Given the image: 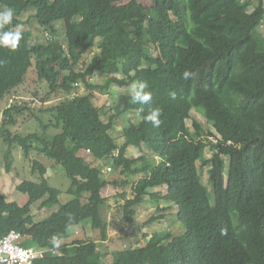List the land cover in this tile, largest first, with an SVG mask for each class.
Returning <instances> with one entry per match:
<instances>
[{
  "label": "trees",
  "instance_id": "16d2710c",
  "mask_svg": "<svg viewBox=\"0 0 264 264\" xmlns=\"http://www.w3.org/2000/svg\"><path fill=\"white\" fill-rule=\"evenodd\" d=\"M117 1L122 0H0V12L13 11L11 22L0 26V35L16 32L21 15L31 8L47 34L46 42H34L32 31L18 30L21 39L15 49L0 44V98L24 82L13 61L21 62L25 71L36 61L39 77L52 92L64 94L48 109L52 117L42 122L44 133L24 135L11 129L27 106L14 100L3 110L0 138L8 146L7 170L13 148L22 147L48 195L47 206L59 205V211L36 220L32 209L22 210L19 202L0 192V237L16 230L24 247L56 251L34 264H264V39L255 37L264 23V0L253 9L249 0H152L149 7L131 0L127 18L118 13ZM58 20L66 24L65 44L53 36ZM148 22L154 26L152 34ZM97 44L99 51L91 60H82ZM121 72L131 78L113 76L109 84H146L151 100L132 103V93L122 92L106 121L95 99L99 86L91 78ZM80 83L87 93L78 91ZM153 109L161 112L158 127L145 120ZM193 110L204 115L210 128L197 120L188 124ZM130 112L140 118L124 128L125 140L119 145L111 130ZM71 114L82 117L87 128H73ZM51 128L66 132L65 143L72 141L67 149L50 146L46 134ZM144 145L158 159L128 156L130 146L141 150ZM82 150L96 160L112 159L117 176L105 179L102 170L79 154ZM35 151L64 167L71 180L66 194L87 198L84 205L71 211L63 204V190L50 183L48 167L33 157ZM200 165L210 167L214 203ZM109 184L124 189L120 196L127 225L134 223L136 207L144 200L166 199L178 208L185 232H157L158 245L117 249L107 262L108 254L96 240L77 238L72 228L90 224L107 239L101 207ZM159 187L167 191H153ZM19 189L27 192V182Z\"/></svg>",
  "mask_w": 264,
  "mask_h": 264
},
{
  "label": "rangeland",
  "instance_id": "374dc122",
  "mask_svg": "<svg viewBox=\"0 0 264 264\" xmlns=\"http://www.w3.org/2000/svg\"><path fill=\"white\" fill-rule=\"evenodd\" d=\"M251 2V9H253L258 3L259 0H249ZM141 4L146 7L153 5L152 0H140ZM115 7L118 13L122 18H127L131 15L133 7L131 4V0H122L117 1L115 3ZM36 9L31 8L27 11L23 12L21 15V20L23 21L16 31H32L33 41L34 42H46L47 34L43 32L42 28L33 17ZM33 17V18H32ZM37 22V23H36ZM38 24V25H37ZM37 26L39 29H37ZM55 27L57 29V34L53 35L60 43L65 44L66 37V24L64 20H58L55 22ZM153 25L151 22L147 23V28L149 33H153ZM52 36V33L49 32ZM255 37L257 39H264L263 30L257 29L255 32ZM99 51V45H94L89 48L87 52L84 54L82 60L90 61L91 58ZM81 60V61H82ZM139 65L142 68H147V65L142 63V61L138 60ZM13 69L14 71L21 77H24V82L18 86L16 89L12 90L9 95L5 98H0V105L9 107L13 101L15 100L18 104H23L27 106V110L24 112L22 116L19 118V124L16 126H10L13 132H20L21 134H29L30 132H42L43 126L42 122L47 123L52 114L48 110L51 106L58 104L64 98V94L61 91L52 92L50 89V85L46 80H42L39 77L38 70L36 68V61L32 67L25 71L23 68V64L19 61H13ZM83 65H80L79 68H83ZM198 74L193 75L195 80H198ZM113 76L117 77H130L129 74L126 75L121 73H117L116 75H105L103 73H95L91 81L92 83L99 86V89L96 91L98 96L96 102L99 106L103 108V118L107 121L111 115L115 113V107L118 103L119 97L122 92L129 94L131 93L130 87H119L115 84H109L110 78ZM264 79V73H263ZM138 85V82H134ZM109 85V86H108ZM78 91L80 93H87V88L83 83H80L78 86ZM101 87V88H100ZM6 104V105H5ZM0 108V125L3 119V111ZM4 110V109H3ZM72 127L77 128L80 132L82 129L87 128V125L83 122V118H79L76 114H71L70 116ZM138 114L135 112H130L128 114H123L120 116L114 125V128L111 130L112 135L115 137L118 143H122L125 139L124 136V128L128 126L131 122L139 121ZM197 120L202 123L203 127L208 129L210 125L207 123L204 115L198 110L192 111V117L188 120V124L191 126L193 121ZM49 131H47L48 133ZM65 131L61 129L51 128L50 133L46 134V136L50 140V146L54 149L63 151L71 145V142L65 143L66 140L63 138L65 136ZM62 134V135H61ZM59 139L52 136H59ZM71 138L72 135L68 134ZM69 138V139H70ZM68 139V140H69ZM3 138H0V191L10 192V196H13L21 205V209H25L29 207L32 209V212L36 216V220H42L45 217L51 216L54 213L59 211V205H55L53 207L47 206L46 197H43L42 192L38 193L36 190V178L37 174H35L32 170V161L29 160L22 149V147H14L13 151L10 155L11 170H7V159L6 156L8 147L5 143L4 145ZM36 143V141H35ZM208 151V156L211 154ZM33 157H36L38 160L42 161L47 167H50L49 170L52 173V176H49L47 173L46 177L49 179L50 183L57 188L63 190V194L61 195V200L63 204H67L69 210H74L76 208L81 207L87 201V198H74L68 194H66L65 190L71 184L70 178L67 176L66 171L63 166L58 165L55 161L51 160L44 154H36V151L33 153ZM140 154H145L147 156H151L154 159H158L155 157L156 154L148 149L147 146H143L141 150L134 146H130V150L128 152L129 157H136ZM90 159L89 162L97 166L100 170L102 168H107L108 166H112V159L104 158V159H95L92 154L88 155ZM200 173L203 178V182L208 186L210 195L212 197V202L214 203L213 196V185L210 183L209 176V166L200 165ZM6 171V172H5ZM118 170L113 168L112 171H108V169H104L102 172V176L106 179H114L118 174ZM133 179H138V177H134ZM33 180V181H32ZM24 182H27V192H22L19 189V186ZM167 191V187H159L154 188L153 191ZM124 191L121 187H115L114 185L109 184L106 188L103 189V196L107 199V202L101 207L102 217L108 226V237L103 240L101 232L99 229H92L90 224L85 226H75L72 228V232L75 235V231L79 228H82L81 234L77 235V238H82L89 236L92 237L99 243V246L103 252L108 254L106 260L107 262L112 261V252L117 249L129 248V247H142V246H156L160 243L159 239L156 238L155 233L162 231H169V234L172 236H178L185 232V228L183 227L181 221L178 218V208L171 201H166V199L161 200H153L151 198H147L144 202L136 207L137 213L135 216L134 223L130 226L127 225L124 219V209L123 199L120 196V193ZM128 196L132 197V185L127 187ZM153 216L160 217L157 220H152ZM76 236V235H75ZM73 238V236H72ZM75 239V238H74Z\"/></svg>",
  "mask_w": 264,
  "mask_h": 264
},
{
  "label": "built area",
  "instance_id": "2783aa9c",
  "mask_svg": "<svg viewBox=\"0 0 264 264\" xmlns=\"http://www.w3.org/2000/svg\"><path fill=\"white\" fill-rule=\"evenodd\" d=\"M108 171H112V168L108 167ZM21 240L22 234L16 230L0 237V262L2 264H34L36 259L45 257L49 252H56L55 250L24 247Z\"/></svg>",
  "mask_w": 264,
  "mask_h": 264
},
{
  "label": "clouds",
  "instance_id": "9594fccd",
  "mask_svg": "<svg viewBox=\"0 0 264 264\" xmlns=\"http://www.w3.org/2000/svg\"><path fill=\"white\" fill-rule=\"evenodd\" d=\"M13 18V11L11 9H8L4 12H0V26H3L5 24H9ZM21 39V33L19 31L16 32H5L3 35H0V44L4 46L11 47L12 49H15ZM188 73L185 72L184 76L187 77ZM137 86L139 90H137ZM146 88V84H133L131 85V102L132 103H147L151 100V94L144 91ZM161 115V112L159 109H153L150 114L145 116V120L147 122H150L153 127H158L161 123L159 116Z\"/></svg>",
  "mask_w": 264,
  "mask_h": 264
},
{
  "label": "crops",
  "instance_id": "0c3cea01",
  "mask_svg": "<svg viewBox=\"0 0 264 264\" xmlns=\"http://www.w3.org/2000/svg\"><path fill=\"white\" fill-rule=\"evenodd\" d=\"M261 30H263V33H264V26H262L261 27ZM16 89V88H15ZM97 91V90H96ZM97 96H98V94H97V92H96V98L95 99H97ZM97 103V102H96ZM6 105V104H5ZM2 106L3 105H0V108H2ZM6 108V106H4L1 110L3 111V109H5ZM19 124V123H18ZM125 140V139H124ZM124 143V141L122 142V143H118L119 145H121V144H123ZM4 145H5V143H4ZM7 149H8V147L6 148V150L5 151H7ZM129 150H130V147L128 148V152H129ZM81 156H83L87 161H90V159L88 158V155L89 154H92L90 151H87V150H82V151H80V153H79ZM94 165V164H93ZM108 167H111V166H108ZM108 167L107 168H102V172H104V169H108ZM1 169V168H0ZM49 170H51L50 169V167H48V174H49V176H52V173L49 171ZM0 172H2V170L0 171ZM6 172V171H5ZM37 177H38V174H37ZM107 179V178H106ZM33 181V180H32ZM36 190L38 191V193H41L42 192V194H43V197H46V203H47V199H48V195H47V193L45 192V190L42 188V186H41V184H40V182H39V179L38 178H36ZM1 193H2V191H0ZM3 194H5L6 196H7V199H8V201H17V199H15L13 196H10V192H5V191H3ZM18 202V201H17ZM108 226H109V224H108ZM109 229V228H108ZM81 230L82 229H78L77 231H75V234L76 235H80L81 234Z\"/></svg>",
  "mask_w": 264,
  "mask_h": 264
},
{
  "label": "water",
  "instance_id": "95a60500",
  "mask_svg": "<svg viewBox=\"0 0 264 264\" xmlns=\"http://www.w3.org/2000/svg\"><path fill=\"white\" fill-rule=\"evenodd\" d=\"M0 264H2V263L0 262Z\"/></svg>",
  "mask_w": 264,
  "mask_h": 264
}]
</instances>
